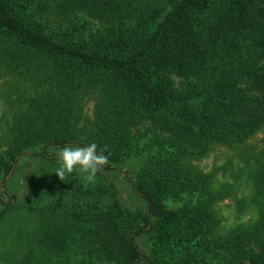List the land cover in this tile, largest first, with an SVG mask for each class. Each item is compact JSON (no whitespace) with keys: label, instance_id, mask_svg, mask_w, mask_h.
<instances>
[{"label":"trees","instance_id":"trees-1","mask_svg":"<svg viewBox=\"0 0 264 264\" xmlns=\"http://www.w3.org/2000/svg\"><path fill=\"white\" fill-rule=\"evenodd\" d=\"M263 127L264 0H0V184L34 161L25 199L0 197V264H264ZM91 143L94 182L60 181L59 151ZM219 148L256 161L232 178L248 223L221 224L239 185L195 165Z\"/></svg>","mask_w":264,"mask_h":264},{"label":"rangeland","instance_id":"rangeland-1","mask_svg":"<svg viewBox=\"0 0 264 264\" xmlns=\"http://www.w3.org/2000/svg\"><path fill=\"white\" fill-rule=\"evenodd\" d=\"M173 79L176 86H179L180 80L175 77ZM92 108L93 102H87L84 111L91 112ZM247 148L251 149L252 151L250 150V152H254V154H258L260 151L264 150V127L247 143ZM52 152L55 153V151ZM245 160H250L249 163L251 164L256 163L255 159L248 158L244 152H240L236 149L219 148L215 149L209 155L202 158L200 161H198V163H195V165H197L203 173L209 174L210 172L215 170L218 172L217 179H220V181H224L225 179L226 181H228V184H232L234 182L236 186L239 185V191L236 192V196L232 199L223 201L219 204L218 207V211L222 220L221 224L225 225L226 227L248 223L256 218L257 208L251 202L247 201V208L243 211H240L237 205L239 199H242L244 197L247 200H251L254 195L253 192H251V190L249 189L245 192L242 191V189L246 188V176H241V180L238 181H234L232 179L233 173L235 171L247 166ZM33 163L34 161L22 159L19 162V165L13 170V173L9 176L8 179H6L5 189L0 184V197H2L4 201L8 200L7 196L4 194V190H7V193L10 196H15L18 201H22L25 199V176L33 168ZM137 169L138 164H136L135 161H128L125 165H123L121 171L125 172L127 170L130 172L131 176H134L137 172ZM219 170H221V172H219ZM223 170H226V174H223ZM219 177H223L224 179ZM117 181L120 186V199L123 205L134 213L143 211L145 209V205L131 188V186L124 182L122 179L117 178ZM249 184L252 187V184ZM167 205L171 209L178 208V203L168 202ZM1 208L2 207H0V210ZM138 245L143 254L148 255L149 242L147 238H140L138 240Z\"/></svg>","mask_w":264,"mask_h":264},{"label":"clouds","instance_id":"clouds-1","mask_svg":"<svg viewBox=\"0 0 264 264\" xmlns=\"http://www.w3.org/2000/svg\"><path fill=\"white\" fill-rule=\"evenodd\" d=\"M107 157L98 154L97 145L91 143L86 147L65 145L58 154V166L53 172L60 181H66L71 174L78 171L87 183L94 182L96 174Z\"/></svg>","mask_w":264,"mask_h":264}]
</instances>
